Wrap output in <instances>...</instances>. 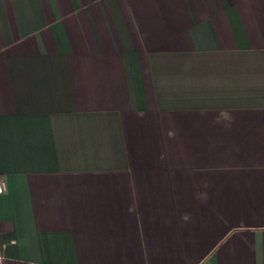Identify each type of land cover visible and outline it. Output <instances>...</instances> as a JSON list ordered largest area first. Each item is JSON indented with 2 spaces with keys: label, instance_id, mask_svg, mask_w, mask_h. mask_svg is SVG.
<instances>
[{
  "label": "crops",
  "instance_id": "obj_1",
  "mask_svg": "<svg viewBox=\"0 0 264 264\" xmlns=\"http://www.w3.org/2000/svg\"><path fill=\"white\" fill-rule=\"evenodd\" d=\"M0 264H264V0H0Z\"/></svg>",
  "mask_w": 264,
  "mask_h": 264
},
{
  "label": "built area",
  "instance_id": "obj_2",
  "mask_svg": "<svg viewBox=\"0 0 264 264\" xmlns=\"http://www.w3.org/2000/svg\"><path fill=\"white\" fill-rule=\"evenodd\" d=\"M6 181L5 179L0 178V193L4 192L6 190Z\"/></svg>",
  "mask_w": 264,
  "mask_h": 264
}]
</instances>
